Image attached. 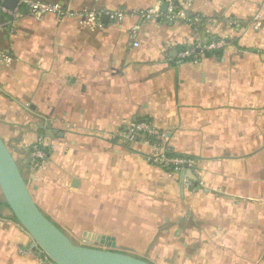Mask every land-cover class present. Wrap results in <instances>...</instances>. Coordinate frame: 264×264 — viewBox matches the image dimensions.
Instances as JSON below:
<instances>
[{"label": "crops", "instance_id": "1", "mask_svg": "<svg viewBox=\"0 0 264 264\" xmlns=\"http://www.w3.org/2000/svg\"><path fill=\"white\" fill-rule=\"evenodd\" d=\"M40 1L125 10L100 24L0 11V136L40 210L78 244L111 236L153 264H264V0H181L192 25L135 13L162 0ZM211 39L225 45L179 56ZM140 119L193 169L167 173L117 136ZM0 264H53L1 192Z\"/></svg>", "mask_w": 264, "mask_h": 264}, {"label": "built area", "instance_id": "2", "mask_svg": "<svg viewBox=\"0 0 264 264\" xmlns=\"http://www.w3.org/2000/svg\"><path fill=\"white\" fill-rule=\"evenodd\" d=\"M4 0H0V11L9 16L8 21L14 22L18 17L22 16L20 6H25L27 11L34 16H42L45 14H53L58 18H66L68 16H77L88 23L102 22V18L107 16L110 20L120 22L125 16V10L117 8L115 10L95 11V10H72L63 4L57 2H45L40 0H16L15 6L6 7ZM166 5V9L162 10L159 4L149 6L137 10L135 13L141 21L157 20L161 22L181 20L192 25L197 21H202L200 16H192L188 14L181 5V0H162ZM139 24H134L129 29L131 40L137 37ZM257 26V24L255 25ZM225 45L222 39H211L202 43H195L191 47H187L179 52V56L183 59H191L197 61L198 57L204 52L221 48ZM7 59L0 49V60ZM125 141H135L140 139L141 142L149 146L150 151L146 154V160L150 164H156L167 173H178L181 170L193 169L195 160L188 156L172 154L161 144L157 130L151 124L143 119L129 122L126 129L117 135ZM45 152L38 146H33L29 153V166L32 170H36L41 161L44 159ZM43 252V251H42ZM45 258L48 256L43 252Z\"/></svg>", "mask_w": 264, "mask_h": 264}, {"label": "water", "instance_id": "3", "mask_svg": "<svg viewBox=\"0 0 264 264\" xmlns=\"http://www.w3.org/2000/svg\"><path fill=\"white\" fill-rule=\"evenodd\" d=\"M15 3L16 0L3 2L9 8L14 7ZM185 172L181 170V175ZM0 192L15 219L53 264H153L138 256L116 251L111 236L84 232L83 237L93 240L95 246L78 244L69 238L37 206L16 160L1 136Z\"/></svg>", "mask_w": 264, "mask_h": 264}]
</instances>
